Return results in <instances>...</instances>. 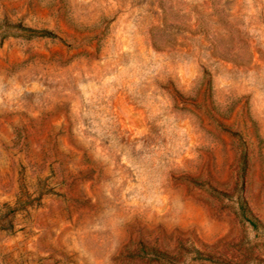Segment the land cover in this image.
Wrapping results in <instances>:
<instances>
[{
    "label": "rangeland",
    "instance_id": "374dc122",
    "mask_svg": "<svg viewBox=\"0 0 264 264\" xmlns=\"http://www.w3.org/2000/svg\"><path fill=\"white\" fill-rule=\"evenodd\" d=\"M0 264H264V0H0Z\"/></svg>",
    "mask_w": 264,
    "mask_h": 264
},
{
    "label": "trees",
    "instance_id": "16d2710c",
    "mask_svg": "<svg viewBox=\"0 0 264 264\" xmlns=\"http://www.w3.org/2000/svg\"><path fill=\"white\" fill-rule=\"evenodd\" d=\"M13 27H17V26H20V25H11ZM21 29H24V30H27L29 32H41V33H46V34H51L49 30H39V29H33V28H30V27H22L20 26Z\"/></svg>",
    "mask_w": 264,
    "mask_h": 264
}]
</instances>
